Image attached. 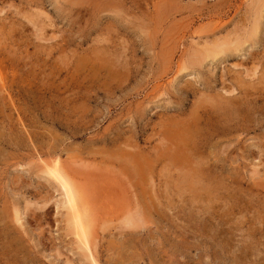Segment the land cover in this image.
I'll return each instance as SVG.
<instances>
[{"label":"rangeland","instance_id":"obj_1","mask_svg":"<svg viewBox=\"0 0 264 264\" xmlns=\"http://www.w3.org/2000/svg\"><path fill=\"white\" fill-rule=\"evenodd\" d=\"M0 74V264H92L53 166L99 264H264V0H0Z\"/></svg>","mask_w":264,"mask_h":264},{"label":"bare ground","instance_id":"obj_2","mask_svg":"<svg viewBox=\"0 0 264 264\" xmlns=\"http://www.w3.org/2000/svg\"><path fill=\"white\" fill-rule=\"evenodd\" d=\"M76 1V0H75ZM259 3V1H258ZM257 4V2H256ZM258 5V4H257ZM63 6V5H62ZM260 7V6H259ZM98 8V7H97ZM256 11V10H254ZM261 12V11H260ZM261 14V13H259ZM256 15V14H255ZM254 15V16H255ZM262 16V14L260 15ZM259 16V17H260ZM263 17V16H262ZM257 19V17H255ZM261 18V17H260ZM255 19V20H256ZM259 19V18H258ZM258 19L256 20L257 22L259 23H262L260 21H258ZM221 21V20H220ZM214 22V21H213ZM218 22V21H217ZM255 22V21H254ZM253 22V24H254ZM220 23V22H218ZM217 23V24H218ZM252 24V25H253ZM258 24V23H257ZM221 25V24H220ZM219 25V26H220ZM255 25H256V22H255ZM259 25V24H258ZM257 25V26H258ZM217 26V25H215ZM254 26V25H253ZM221 27V26H220ZM260 27V25H259ZM258 27V28H259ZM218 28V26H217ZM216 29V28H215ZM257 29V28H255ZM259 30V29H258ZM257 31V30H256ZM260 31V30H259ZM260 34V33H259ZM239 36V35H238ZM249 36V35H248ZM252 37L256 36V32H252L251 34ZM258 36V34H257ZM262 36V35H261ZM246 39V37H245ZM248 39V38H247ZM253 40V38H250ZM256 40V38L254 39ZM242 41V39H241ZM237 46L235 47L234 43H233V46L235 50H239V46H240V42L239 40L237 41ZM256 42V41H255ZM243 43V42H242ZM260 43V42H259ZM263 43V42H262ZM248 45L250 46V43H248V40H247V43L245 42V44H242V46L244 45V47H246L245 45ZM258 44V42H257ZM232 45V44H231ZM262 46V44H261ZM217 47V46H216ZM229 47V46H228ZM251 47V46H250ZM219 48V47H218ZM231 48V49H232ZM242 48V47H241ZM249 48V47H248ZM205 50V49H204ZM208 50V49H207ZM211 50V49H209ZM214 50V49H213ZM223 50V49H222ZM55 51V50H54ZM231 51V50H230ZM241 51V49H240ZM246 51V49H245ZM243 51V52H245ZM207 52V51H206ZM211 52H213L211 50ZM219 53H217L216 51L213 52V55H217V54H220L221 53V50L218 51ZM223 52V51H222ZM242 52V51H241ZM229 53V52H228ZM233 53V51H232ZM231 53V54H232ZM195 54V53H194ZM208 55H212L210 53H207L205 54V56H203L200 60H206V57H208ZM230 55V54H229ZM224 56V55H223ZM226 57V56H224ZM195 58V57H194ZM214 58V57H213ZM197 59V58H196ZM209 59V58H208ZM207 59V60H208ZM220 59V58H219ZM225 59V58H224ZM206 60V61H207ZM218 60V59H216ZM254 60V59H253ZM192 61V60H191ZM198 61V60H197ZM205 61V62H206ZM213 61V60H212ZM194 62V61H193ZM204 63V62H203ZM198 66V65H197ZM203 66V65H202ZM191 67V66H190ZM196 68V67H195ZM198 68H201L200 65ZM26 75V74H25ZM26 77V76H25ZM0 78H1V74H0ZM20 79V78H19ZM3 81V79H2ZM27 86V85H26ZM29 87V86H28ZM6 88V87H5ZM12 88V87H11ZM230 96V95H229ZM1 98V97H0ZM12 100V99H11ZM233 119V118H232ZM230 121V120H228ZM192 125V124H191ZM226 125V124H225ZM192 130V129H191ZM221 131V130H220ZM198 132V131H197ZM189 133V132H188ZM194 138V137H193ZM182 139V138H181ZM188 139V137H187ZM171 142V141H170ZM196 143V142H195ZM169 145V144H168ZM189 148V147H188ZM193 151V150H192ZM181 152V151H180ZM131 154V153H129ZM134 156V155H133ZM130 157V156H129ZM139 157V156H138ZM131 158V157H130ZM57 159V158H56ZM139 161V159H138ZM137 161V162H138ZM57 162V161H56ZM125 162V161H124ZM128 162L131 163V160L129 161L128 159ZM136 162V163H137ZM133 164V163H132ZM139 164V163H138ZM137 165V164H136ZM136 167V166H135ZM137 168V167H136ZM48 169V167H47ZM47 171V170H46ZM47 174L52 177L56 182H58V184L60 185V187L63 189L64 191V195H65V198H66V205H67V209L70 213V216H71V222H70V225L72 226V228H74V234L75 236L77 237L78 241H79V244L81 246V248H83L85 251H86V255L88 258L91 259L92 261V264H99L97 258H96V255H95V252L94 250L96 251L97 249V239H98V232L96 231L95 229V224L93 223V218H91V215H89V208H88V199L86 198V196L83 194L84 190H83V186L82 185H77L73 182V180L70 178V176L68 174H66V172L61 169L60 167L58 166H53L52 169H49ZM192 179V178H191ZM203 183V182H202ZM194 188V187H193ZM90 196V195H89ZM149 206V205H148ZM151 209V208H150ZM143 213L144 215V211H140ZM150 212V211H149ZM68 213V214H69ZM137 213V212H136ZM135 213V214H136ZM147 213V212H146ZM133 214V215H135ZM151 214V213H150ZM143 215H140V216H143ZM139 216V214H138ZM137 217V215L135 216ZM128 225H132L133 226H136V227H139L141 224H140V221L138 219H135L133 217H130L128 220L125 221ZM149 223V222H148ZM143 224V223H142ZM130 229H134L133 228H130ZM135 230V229H134Z\"/></svg>","mask_w":264,"mask_h":264}]
</instances>
